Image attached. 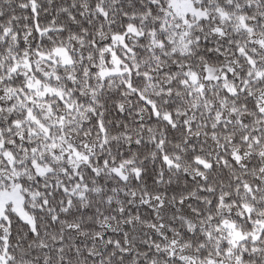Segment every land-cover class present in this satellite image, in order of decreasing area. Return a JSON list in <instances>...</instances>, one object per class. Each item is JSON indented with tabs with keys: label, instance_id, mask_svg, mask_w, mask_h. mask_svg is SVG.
<instances>
[{
	"label": "snow or ice",
	"instance_id": "6c2138e0",
	"mask_svg": "<svg viewBox=\"0 0 264 264\" xmlns=\"http://www.w3.org/2000/svg\"><path fill=\"white\" fill-rule=\"evenodd\" d=\"M0 264H264V0H0Z\"/></svg>",
	"mask_w": 264,
	"mask_h": 264
}]
</instances>
